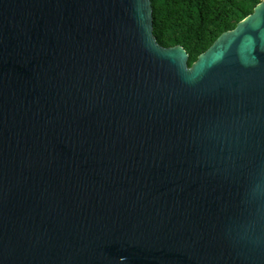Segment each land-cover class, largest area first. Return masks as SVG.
Returning <instances> with one entry per match:
<instances>
[{
    "label": "water",
    "instance_id": "1",
    "mask_svg": "<svg viewBox=\"0 0 264 264\" xmlns=\"http://www.w3.org/2000/svg\"><path fill=\"white\" fill-rule=\"evenodd\" d=\"M189 60L152 0H0V264H264V0Z\"/></svg>",
    "mask_w": 264,
    "mask_h": 264
},
{
    "label": "trees",
    "instance_id": "2",
    "mask_svg": "<svg viewBox=\"0 0 264 264\" xmlns=\"http://www.w3.org/2000/svg\"><path fill=\"white\" fill-rule=\"evenodd\" d=\"M262 0H152L154 34L165 46L182 45L191 65L225 31L236 27Z\"/></svg>",
    "mask_w": 264,
    "mask_h": 264
}]
</instances>
